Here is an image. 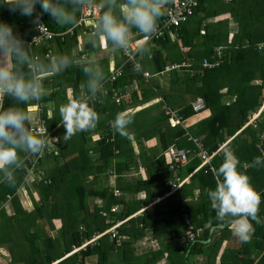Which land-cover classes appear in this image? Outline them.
I'll use <instances>...</instances> for the list:
<instances>
[{
    "label": "trees",
    "instance_id": "1",
    "mask_svg": "<svg viewBox=\"0 0 264 264\" xmlns=\"http://www.w3.org/2000/svg\"><path fill=\"white\" fill-rule=\"evenodd\" d=\"M7 14V11L3 12L0 23L11 25L15 34L29 40L33 35L31 18L17 12L12 19ZM38 14L51 31L63 33L67 30L60 27L42 8ZM76 15L78 18V11ZM222 15L228 17L218 19ZM229 18L237 26L235 33H230ZM13 21L22 22V25L13 26ZM135 31L137 30L133 29ZM78 32L75 30L72 36L54 39L58 50L73 61L76 57L70 51L65 53L64 50L67 48L68 51L75 45ZM174 32V41L165 34L154 41L149 54L141 55L143 71L150 75L166 74L167 88L160 89L153 78L145 83L140 72L124 66L113 82V87L124 89L137 81L140 92L130 93L118 104L91 102L90 106L100 117L96 128L77 133L68 141L62 139L65 132L57 136V155L46 154L36 163L44 175L41 181L32 183L39 202L33 211H24L18 198L12 194L24 184L25 168L16 172L15 187L0 183V217L5 216L1 206L9 201L14 209L12 216L8 217L9 221L29 220L28 224L21 226L11 222L8 230L11 232L19 229L15 234L20 253L24 246L18 240L23 238L28 242V252L32 258L30 264H50L58 260H61L58 264H83L84 258L93 255L97 256V264H110L109 255L116 246L108 235L101 237L96 246L66 256L85 239L95 233L104 232L120 221L125 223L119 226V235L129 238V241L122 243V250L126 251L130 245L132 247L131 243L139 240L143 234L157 237L168 234L172 243L177 240L176 243L162 245L159 250L148 253L144 258L138 259L141 263L137 264H156L163 258L167 264H190L189 258L195 255H207L208 264H216L215 260L223 242L221 233L228 226L223 229L216 227V214L207 196V190H214L216 187L213 172L207 166L199 169L193 177L202 194L200 202L191 205L181 203L182 198L193 195L192 186L184 185L183 182L177 191L169 194L171 184L181 182L183 176L178 173L180 168L176 173L168 169L165 152L171 146L180 149L194 148L193 143L188 140L189 136L198 138L206 152L212 154L220 144L240 132L243 138L237 139L236 136L231 141V152L239 161L238 171L250 178L256 191L264 190V184L260 183L263 181L264 166H251L256 157L264 160V141L260 139V135L264 134V114L249 123L264 101V0H201L194 14ZM216 48L221 51L219 57L215 52ZM98 49L99 47L93 48L88 42L83 45L82 52ZM204 59L217 65L204 69L201 66ZM174 64L187 66L183 65L179 70L171 69L165 73ZM81 66L72 65L52 77L53 89L62 92L67 87H73L76 91L80 84L85 86L87 77ZM102 69L106 76L107 67ZM53 96L51 94L50 100ZM154 99H159L158 103L128 113L133 117V122L128 126L127 136L114 132L112 122L117 113L143 106ZM197 99L204 101L205 110L210 111L209 117L188 128L180 125L171 127L164 115L165 108L171 106L176 109L187 123L188 119L196 115L192 111L191 103ZM56 124V121H50L46 125L47 129H56ZM244 125L249 126L243 129ZM252 125L255 127H251ZM96 134L99 139L91 147V137ZM131 136L139 145L140 141L142 145L153 138L157 140L155 148H144L138 155L140 164L146 170L145 178L132 181L122 175L124 171H132L138 166ZM223 158L220 151L219 155L211 159L213 171L219 168ZM29 161L30 159H26L25 165H29ZM198 162L197 160L196 165ZM246 165L247 168L244 169L243 166ZM111 175L117 178L114 188L109 187L106 182ZM90 177L92 181L89 180ZM156 186L161 190L156 191ZM115 190L122 193L121 197L114 195ZM140 192L145 193L143 200L125 198L127 193L135 195ZM165 194H168L166 198L148 207ZM260 197L259 217L264 220V192L260 193ZM96 198L102 200L100 207L93 202ZM116 205L120 210L111 212V208ZM183 206H186L194 228L203 229L201 238L191 243L178 242V238L185 232L180 218ZM136 213L138 214L134 216ZM106 216L111 221H107ZM42 220L45 221L47 230L41 223ZM252 223L255 229L253 235H256L252 247L247 242L242 243L237 250H225L219 264H264V224H256L254 221ZM211 228H216L220 235L205 244L204 241L211 238ZM2 235H8L7 230H0V236ZM251 249L255 250L253 258L249 256ZM122 260L126 261L125 258Z\"/></svg>",
    "mask_w": 264,
    "mask_h": 264
},
{
    "label": "clouds",
    "instance_id": "2",
    "mask_svg": "<svg viewBox=\"0 0 264 264\" xmlns=\"http://www.w3.org/2000/svg\"><path fill=\"white\" fill-rule=\"evenodd\" d=\"M172 0H124L117 5V0H0V7L7 6L10 13L33 17L36 6L40 4L44 12L56 21L60 27L75 29L80 25L77 11L101 10L97 19L90 21L91 31L87 34L93 48L100 45H111L116 50H130L133 41V29L142 34L144 41L155 37L160 28L159 21L164 17L167 6ZM119 8L121 19L113 13ZM107 9V10H104ZM39 19V16H36ZM148 52L146 46L138 49L137 54ZM134 59L133 57H130ZM13 62V63H10ZM74 64L71 57L53 56L47 63L32 53L31 47L14 33L7 23H0V96H10L18 103L27 105L41 100L46 94L45 79L57 76ZM87 77L85 83L86 99L70 101L59 108L64 141L70 140L80 132L92 131L99 122V115L89 102H103L106 96L105 82L107 77L98 63L89 62L81 66ZM27 69V73L23 69ZM132 70L140 72L139 63L132 65ZM33 117L22 108L9 107L0 111V173L6 183L15 187L16 172L23 170L25 158L43 157L49 142L53 138L37 135L31 127ZM133 117L126 112L116 114L112 122L115 133L127 136L128 126ZM223 162L213 175L215 189H208L207 196L215 211L217 228L228 226L232 234L242 243L251 240L254 234L253 221L261 223L259 217L261 197L250 183V178L238 171V158L230 151L223 154ZM253 167L264 166V160L256 157ZM83 228V225H81Z\"/></svg>",
    "mask_w": 264,
    "mask_h": 264
},
{
    "label": "crops",
    "instance_id": "3",
    "mask_svg": "<svg viewBox=\"0 0 264 264\" xmlns=\"http://www.w3.org/2000/svg\"><path fill=\"white\" fill-rule=\"evenodd\" d=\"M96 2L99 4L100 0H96ZM123 2H124V0H118L117 5H119L120 3H123ZM40 8L41 7H39V12H40ZM104 10H107V9H104ZM4 11H7L8 12L7 15H10V18H12V19H14L15 16L17 15V13H10L8 11L7 6H4V7H0V16H2ZM113 13L115 16L121 17V12H120L118 7L113 9ZM78 14L80 15L79 11H78ZM226 17H228V15L227 16L222 15L218 19H223ZM30 18H31V23H32V28H33V19H32V17H30ZM78 18H79V16H78ZM12 25L13 26H18V25L21 26L22 22H17V21L14 22L13 21ZM228 27H229L230 33H235V31L237 30V26H236L235 22L230 18L228 20ZM77 32H78V30H77ZM54 33L60 34L62 32H54ZM88 33L89 32H87V31H85V32L79 31L77 33L78 35H76L75 45L71 46L70 50H68V51L66 48L64 50V52L66 53V52L70 51L72 53V55L74 57H76V60L74 61L73 66L78 67V66L84 65V64L89 63V62H94V63H98L101 68L107 67L108 74L106 75L107 80H106L105 85H104L105 89H106V96L103 97V102L96 101V103L109 105L110 102H114V93H116V92H118L121 95V99H124L126 96H128L132 92H140V88H139L137 81H133L131 86H128V87H125L124 89H119V90L115 89L113 87V85H112L113 82H109V77H110L111 71L113 69H119L120 73H121L124 66H129V65L125 64L124 57L121 54V50L113 49L110 45H108V46L100 45L99 49L97 51H91L88 53L82 52L83 51V45L89 42V38L87 35ZM201 33H204V32L201 31ZM135 34H140V33L138 31H135V32H133V35H135ZM33 35H34V30H33ZM171 39H172V41H174L173 38H171ZM29 40H24V41L27 44V42ZM146 47L148 48L147 53L149 54V51L151 49V45H147ZM31 49H32V53L38 55L40 57V59L43 60L45 63H47L49 61V59L53 56L59 57L61 55H64L63 52H60L58 50L56 40H53L51 43H43L41 45L32 46ZM217 50L220 51V49L219 48L215 49L216 54H217ZM138 57H139L138 59H139L140 64H141V59H142L141 55L138 54ZM204 60H206V59H204ZM203 61H202V64H203ZM10 63H13V62L10 61ZM183 63H188V62H183ZM174 65H177V64H174ZM182 65L187 66L186 64H182ZM141 66H142V64H141ZM179 66H180L179 68H177V69L174 68V69L179 70L182 67L181 65H179ZM171 69H169V70H171ZM169 70H165V73L168 72ZM23 71L25 73H27L26 68H24ZM165 75L166 74H164V73H160V74L151 75L150 78H145L143 75L142 76L144 78L145 83H148V81L151 78H153L155 80V82L159 85L160 89H166L167 88V82H166V76ZM51 78L52 77L45 79L44 82H45V87H46L47 91H46L45 96L41 100H39L38 102L33 101V102L24 106L22 104H19L16 100H14L10 96H6V95L0 96V111L6 110L9 106H13V107L18 106L22 109H25L33 117L32 124H31L32 128L35 127L39 123H44L45 125H49L50 121L51 122L56 121L57 127H56V129H53L51 131L52 134H51L50 138H53V141H50V145L53 148H55L56 151L58 152V150H57L58 148H56V146H57L56 143L58 142L57 136L60 134H63V132H65V129L62 126V120L59 121V119H60L59 108L61 105H64L70 101H73L74 99L82 100V98L84 96H86V87L84 86V84H80L77 87L76 91H74L73 87H67L64 91L58 92V91H56V89H53V87H52L53 85L51 83ZM56 92H58V93L56 94ZM51 94L54 95L52 97L53 98L52 100H50V98H49L51 96ZM158 101H159V99H154V100H151L150 102H147L143 106H137L134 108H129L125 112L127 114L133 113L135 111H139V110H141L145 107H148L150 105L158 103ZM89 103H91V102H89ZM209 115H210V111L204 109L202 112L197 113L193 118L188 119L186 121L187 123H185V128L192 126L193 124H195L196 122H198L202 119L208 118ZM248 126L249 125H244L243 129L248 127ZM253 126L255 127V125H252L251 127H253ZM96 135H93L91 137V143H90L91 147H94V145L96 144V141L99 139V137L97 140L93 139ZM236 136H238L237 139L243 138V136L240 134V132H238L234 137H236ZM234 137L228 138L225 142H223V144H226L227 151L231 152V146H232V142H233L232 140ZM130 139H131L132 148L134 150L138 166L136 168H133L132 171H124L122 173L123 178H126V179L131 180V181L135 180V179H144L146 176V170L140 164L139 159H138V155H139V152L143 151L144 148H146V149L155 148L157 145V140L155 138H153V139L143 143L142 145H141V141H140V145H139V144H136V142L134 141L132 136L130 137ZM260 139H261V141H264V134L260 135ZM188 140H189V137H188ZM171 147H175V146H171ZM182 149H184V148H182ZM221 152L224 154V151H221ZM216 155H219V152L216 153ZM21 156L24 157L25 160L26 159L31 160L33 157V156L27 157V154H25V153H21ZM197 160L199 161L198 158H191L190 161L185 166L181 167L178 171V173H180V175L183 176L181 182H183L184 185L192 186V194L193 195L187 196V197H184L181 199V203L184 202V203H187L188 205L196 204L197 202H200V200H201V195H202L201 191L198 188L196 180L193 178L197 174L198 170L201 169L200 161L196 165ZM194 165H196V166L194 167ZM243 168L244 169L247 168V165L243 166ZM36 170L39 171V168H37ZM31 175H32V177L36 176V175L34 176V173H32ZM29 176L25 177L24 184L22 186H20L14 193H12L13 195H15L18 198L20 207L26 212L33 211L35 209V205L37 203H39L38 198H37V194H36L35 189L32 185V183L35 181H31V183H29L28 182ZM0 179H3V173H0ZM89 180L92 181V177H90ZM116 180H117L116 176L111 175L108 177L106 182L108 183L109 187L114 188L116 185ZM260 183L264 184V178H263V181H261ZM154 189H155V187H154ZM155 190L160 191L161 189L156 186ZM257 192L260 194L261 192H264V190L257 191ZM144 194H145L144 192H140V193L135 194V195H133L131 193H127L125 195V198H126V200L127 199L133 200L135 198L137 200H143ZM121 195H122V193L119 192L120 197H121ZM167 196H168V194H165V195L161 196L160 198H157V200H155L148 207L152 206L154 203H156L158 201H162ZM93 202L98 207H100L103 204L102 200L98 199V198L94 199ZM1 207L5 211V216L0 217V227H1L0 230L2 232H6V230H7L8 235L0 236V264H30L32 258L30 257L29 252H28V242H26V240L23 238H20L18 240L19 242H21V246H24V250L20 253L19 247L17 248V244H16L17 238H16V234H15V233L19 232V229L17 230V228H16V231L12 230L11 232L8 230V227L10 226L11 222L13 224L16 223V224L21 226V225L28 224L29 220L24 219L23 221L19 220L17 222L9 221L8 217L12 216V214L14 213V209H13L12 205L8 201L7 203L3 204ZM114 207L115 206H113L111 208V212H113L112 209ZM117 207L118 208H117L116 212L120 210V207L119 206H117ZM141 212L142 211H139V213H141ZM137 214L138 213H136L134 216H136ZM134 216H132V217H134ZM106 217H107V221H111V218L109 216H106ZM41 223L44 225L45 229L47 230V225H46L45 221L42 220ZM116 223L117 222H115L114 224H116ZM119 223H120L119 226H121L125 222L120 221ZM261 223L264 224L263 218L261 219ZM110 228H108V229H110ZM118 228H117V230H118ZM108 229H106V231ZM202 234H203V229H198L196 239L197 238L200 239ZM184 235H185V232H184V234H182L178 238V242L186 243L183 240ZM210 235H211V238H209L207 241H204L205 244L211 242L215 238H218L220 233L217 231L216 228H211L210 229ZM108 236H110V235H108ZM118 236H119V240H120L119 244H117L113 240L116 248L109 255V261L108 262L110 264H118V263L137 264V263H141L140 261H138V259L144 258V256L147 255L148 253L155 252V251L159 250L162 245H166V244L171 245L173 243H176V241H177V240H174V242L172 243V241L170 240V236L168 234H162L158 237L157 236H151L150 234H145V235L143 234L139 240H135L131 243L132 247L130 245L125 251L124 249L122 250L121 245L124 241H129V238L127 236H121V235H119V233H118ZM221 236L223 238V242H222V245L219 249V252H218L216 260H215L216 264H219L220 258L223 255L225 250H237V249H239V247L242 244V242H240L238 240V238H236L232 234V230L230 227H227V229L223 233H221ZM254 236H256V235H253L251 240L249 241L250 247H252V243L255 239ZM110 240L112 241L111 237H110ZM251 250H252V252L249 256H251V258H253V255L255 254V250L254 249H251ZM260 256H261V254L256 257L255 263L257 262V260ZM122 258H125L126 261H123ZM192 259H193L194 264H208V256L207 255H195V256H192ZM58 261H61V260H58ZM82 261H83V264H97V256L96 255L89 256V257L84 258ZM156 264H167V262H166V259L163 258L159 262H157Z\"/></svg>",
    "mask_w": 264,
    "mask_h": 264
},
{
    "label": "built area",
    "instance_id": "4",
    "mask_svg": "<svg viewBox=\"0 0 264 264\" xmlns=\"http://www.w3.org/2000/svg\"><path fill=\"white\" fill-rule=\"evenodd\" d=\"M201 0H172V2L167 6V10L165 12L164 17L159 21L160 28L158 34L153 37L149 41H144L142 34H135L133 35V41L130 45V50L125 51L121 50V54L124 57V61L126 65H129L132 67L134 63H139V57L137 54V51L140 47L142 46H147V45H153L154 41L156 39H160L164 37L165 34L170 36L171 38H175V32L174 30L177 29L181 24L185 23L193 14L195 9L198 7L199 2ZM231 0H226V2H229ZM97 3V2H96ZM98 4V3H97ZM39 7L40 5L37 4L36 6V14L32 17L33 19V30H34V35L30 38V40L27 42V44L32 47V46H37L41 45L43 43H51L55 38L59 37L62 38L67 35H73L75 30L78 31H91L90 27V21L95 20L98 18L100 14H102L101 10L97 9L94 11H84L82 14L80 13L79 18L80 19V25L76 27L75 29H67L65 32L56 34L52 32L48 26L43 22L41 17L39 16ZM39 16V19H36V16ZM221 52L217 50V56L219 57ZM134 59L130 58L133 57ZM141 65V64H140ZM217 65L216 63H210L207 60L203 61L202 67L204 69H210L213 66ZM179 65H173L169 69H174V68H179ZM140 73L145 77V78H150L151 75L146 72V71H140ZM120 75V70L119 69H113L111 71L110 77H109V82H114L115 79ZM117 94V95H116ZM86 96L82 98L81 101L85 100ZM121 100V95L116 92L114 93V102L119 103ZM192 111L197 114L202 112L205 109V103L202 99H197L191 104ZM165 116L168 118V122L171 127H175L177 125H180L185 128V122L183 121L182 117L178 114L177 111L166 107L164 111ZM260 114H264V101L262 102L258 112L252 115L250 118V123H252L255 119L259 117ZM34 130V133L37 135H43V136H49L51 137L52 132L49 131L44 123H39L35 127L32 128ZM189 140L193 143L194 148L192 149H180L176 147H169L167 151L165 152L166 158H167V163H168V169L172 171L173 173H176L178 168H181L185 166L191 158H198L200 161V167H209L210 170L213 172V168L210 165L211 159L213 158L216 153L220 151H227L226 149V144H220L218 146V149L216 152L212 154H208L206 150L203 148L202 143L198 138H193L189 136ZM54 153L57 155V151L55 148H53L50 145H48V148L45 150V154H51ZM43 156V157H44ZM43 157H36L33 156L32 159L29 161V165H25V171H26V177L31 175V173H34L36 176H39L41 179L43 177V173L40 171L36 172V163L39 161V159H42ZM182 182L177 181L176 183L171 184L169 194L174 193L181 187ZM115 196H119V191L115 190L114 191ZM117 206H115L112 211L117 210ZM181 221L185 227V235L183 240L186 243H191L196 240L197 232L194 228V226L191 224V221L188 216V210L186 206H183L181 209ZM120 223L117 222L114 224L110 229L107 231L105 230L102 233H95L93 234L89 239H85L77 248L72 249V252L67 255L70 256L71 254L78 253L79 251H84L86 250L87 247H94L97 245L98 240L105 236V235H110L111 239L114 240L117 244H119V236L117 232V228L119 227ZM60 261H54L50 264H58Z\"/></svg>",
    "mask_w": 264,
    "mask_h": 264
},
{
    "label": "rangeland",
    "instance_id": "5",
    "mask_svg": "<svg viewBox=\"0 0 264 264\" xmlns=\"http://www.w3.org/2000/svg\"><path fill=\"white\" fill-rule=\"evenodd\" d=\"M181 66H183V65H181ZM170 108H172L173 110L177 111L176 109H174V108L171 107V106H170ZM175 108H176V107H175ZM177 112H178V111H177ZM98 137H99V135H96L93 139H94V140H97ZM35 169H37V167H36ZM263 169H264V168H263ZM40 170H41V169H40ZM40 170H39V172H40ZM36 172H37V170H36ZM41 172H42L43 175H44V172H43V171H41ZM258 173L260 174V172H258ZM31 174H32V173H31ZM262 174H263V178H264V170H262ZM34 176H35V174H34ZM28 179H29V181H28L29 183H31V181H37V182L41 181V178H40L39 176L32 177V175H30ZM188 261H189L190 264H194L192 257H190Z\"/></svg>",
    "mask_w": 264,
    "mask_h": 264
}]
</instances>
